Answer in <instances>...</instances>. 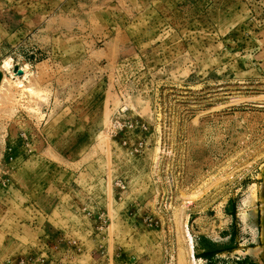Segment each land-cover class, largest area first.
<instances>
[{
  "label": "rangeland",
  "instance_id": "obj_1",
  "mask_svg": "<svg viewBox=\"0 0 264 264\" xmlns=\"http://www.w3.org/2000/svg\"><path fill=\"white\" fill-rule=\"evenodd\" d=\"M262 183L264 0H0V264H264Z\"/></svg>",
  "mask_w": 264,
  "mask_h": 264
},
{
  "label": "bare ground",
  "instance_id": "obj_2",
  "mask_svg": "<svg viewBox=\"0 0 264 264\" xmlns=\"http://www.w3.org/2000/svg\"><path fill=\"white\" fill-rule=\"evenodd\" d=\"M7 61V60H6ZM3 66V68H5V69H9V67H10V64L8 63V62H6L4 65H2ZM12 70V69H11ZM11 72V71H10ZM260 191L263 193V199H264V183H262L261 184V189H260ZM258 194V193H257ZM257 194H256V198H255V201L257 200ZM192 198H195V197H192ZM188 199V198H187ZM187 199H186V201H187ZM189 200V199H188ZM190 200H192L191 198H190ZM188 202V201H187ZM186 202V203H187ZM189 203V202H188ZM184 206V205H183ZM182 206V208L184 209V207ZM262 216H263V222H264V207L262 208ZM186 218H188V217H186ZM187 227H188V225H187V220L183 223V238H184V240H185V243L187 242H192L193 241V238H192V236H191V234H190V232H189V230L187 229ZM186 243V244H187ZM192 244V243H191ZM192 262V261H191Z\"/></svg>",
  "mask_w": 264,
  "mask_h": 264
},
{
  "label": "trees",
  "instance_id": "obj_3",
  "mask_svg": "<svg viewBox=\"0 0 264 264\" xmlns=\"http://www.w3.org/2000/svg\"><path fill=\"white\" fill-rule=\"evenodd\" d=\"M231 205L233 206V205H234V202L230 201V202H229V206H231ZM227 212H228V214L231 215V216H235V214H236L235 210H233V209H229ZM207 246H208V247H213L211 243H209V245H207ZM208 247H207V248H208ZM233 248H234L233 246H230L229 248H225V249H223V250H218V249H215V248L211 250V248H210V251H208V249H207V251H205V252L203 253V255H204V256H207V257L210 258V257H212V256L217 255L219 252L228 251V250H233ZM242 263H243V262H242ZM242 263H241V264H242ZM251 264H255V263H251Z\"/></svg>",
  "mask_w": 264,
  "mask_h": 264
},
{
  "label": "built area",
  "instance_id": "obj_4",
  "mask_svg": "<svg viewBox=\"0 0 264 264\" xmlns=\"http://www.w3.org/2000/svg\"><path fill=\"white\" fill-rule=\"evenodd\" d=\"M128 111V107L125 103V100L123 99V103L121 105V107L119 108V115H121L122 113H126ZM124 127L123 123L120 122L119 119H117L114 123H113V128L111 130H122ZM125 128V127H124Z\"/></svg>",
  "mask_w": 264,
  "mask_h": 264
},
{
  "label": "crops",
  "instance_id": "obj_5",
  "mask_svg": "<svg viewBox=\"0 0 264 264\" xmlns=\"http://www.w3.org/2000/svg\"><path fill=\"white\" fill-rule=\"evenodd\" d=\"M228 207H229V206H228ZM229 209H233V210H235V212H236L237 207H235V206L233 205V206H230ZM87 213H88L89 216H92V214H91L90 212H87ZM227 216H228V215H227ZM230 216H231V215H230ZM230 216H229V217H230ZM225 230L228 231L229 229L226 228ZM231 236H232V235H230V237H231ZM227 238H228V237H227ZM212 242H213V241H212ZM213 243H214V247H217V246H218L217 244H215V242H213ZM211 244H212V243H211ZM212 245H213V244H212ZM210 248H211V247H208V251H210ZM203 251H205V250L203 249ZM92 256L95 257V258H97V255H95V252L92 254ZM255 264H257V263H255Z\"/></svg>",
  "mask_w": 264,
  "mask_h": 264
}]
</instances>
